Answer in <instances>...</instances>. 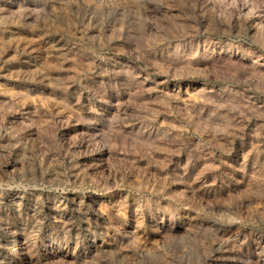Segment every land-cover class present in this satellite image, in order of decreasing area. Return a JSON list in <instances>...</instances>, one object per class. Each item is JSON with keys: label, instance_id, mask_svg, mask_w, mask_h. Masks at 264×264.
I'll return each instance as SVG.
<instances>
[{"label": "rangeland", "instance_id": "obj_1", "mask_svg": "<svg viewBox=\"0 0 264 264\" xmlns=\"http://www.w3.org/2000/svg\"><path fill=\"white\" fill-rule=\"evenodd\" d=\"M0 264H264V0H0Z\"/></svg>", "mask_w": 264, "mask_h": 264}, {"label": "bare ground", "instance_id": "obj_2", "mask_svg": "<svg viewBox=\"0 0 264 264\" xmlns=\"http://www.w3.org/2000/svg\"><path fill=\"white\" fill-rule=\"evenodd\" d=\"M14 247L16 248V244H14ZM13 247V249L10 250V253H13L15 250V248Z\"/></svg>", "mask_w": 264, "mask_h": 264}]
</instances>
